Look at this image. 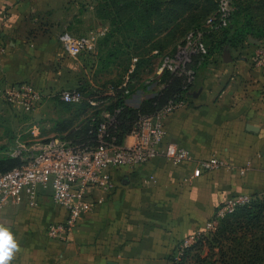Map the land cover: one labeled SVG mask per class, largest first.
Returning a JSON list of instances; mask_svg holds the SVG:
<instances>
[{
  "label": "crops",
  "instance_id": "obj_1",
  "mask_svg": "<svg viewBox=\"0 0 264 264\" xmlns=\"http://www.w3.org/2000/svg\"><path fill=\"white\" fill-rule=\"evenodd\" d=\"M64 3L0 0V90L29 79L43 89L55 68L62 71L55 66L65 54L57 36L67 30L71 14ZM251 54L245 48L211 52L184 102L165 117L164 141L188 148L192 160L173 163L160 154L115 169L116 189L97 190L102 200L67 237L46 234L49 222L66 216L50 186L39 187L33 207L22 196L0 208V223L19 245L10 264H168L182 239L203 229L222 201L264 192V86ZM141 99L131 92L126 103L137 106ZM8 118L1 113L0 120ZM133 141L132 134L124 138L126 144ZM212 153L224 164L190 177L195 160Z\"/></svg>",
  "mask_w": 264,
  "mask_h": 264
},
{
  "label": "built area",
  "instance_id": "obj_2",
  "mask_svg": "<svg viewBox=\"0 0 264 264\" xmlns=\"http://www.w3.org/2000/svg\"><path fill=\"white\" fill-rule=\"evenodd\" d=\"M233 10V0H218L216 9L211 12L200 27L189 30L171 52L162 54L155 73L160 76L163 70H170L184 77L183 88L193 84L200 65L206 60L208 47L204 39L207 31L226 26ZM63 51L77 61L79 55L94 48L96 37L93 33L76 35L63 30L58 35ZM253 65L259 73V81L264 86V44L257 46L251 54ZM78 62V61H77ZM74 63V65L77 64ZM132 71V68L129 69ZM150 79H146L145 83ZM137 78L130 74L116 85L104 91L97 89L90 96L77 87L59 90L61 100L78 103L86 99L91 106H101L99 98L103 93L130 94L137 84ZM42 87L31 80L8 82L0 90V97L8 104L30 110L42 101ZM184 102V97L169 98L152 112L139 113L129 132L134 141L126 144L118 141L113 127L119 108L113 111L103 108L101 119L95 128V142L75 143L64 135H53L42 140L19 141L6 152L19 156L22 162L0 172V208L9 202H19L26 197L27 205H37L39 187H51L53 200L66 210L61 221L49 222L45 231L51 238H65L75 227L82 214L90 211L97 202V190L112 192L117 187L113 171L121 167H133L146 163L157 155H164L173 163L193 159L191 151L174 142H165V117ZM224 160L212 153L195 160L190 177L218 169ZM251 194L240 193L222 201L213 215L205 221L203 229L186 235L177 245L168 264H186L182 253L200 234L214 230L218 221L238 204L249 201Z\"/></svg>",
  "mask_w": 264,
  "mask_h": 264
},
{
  "label": "rangeland",
  "instance_id": "obj_3",
  "mask_svg": "<svg viewBox=\"0 0 264 264\" xmlns=\"http://www.w3.org/2000/svg\"><path fill=\"white\" fill-rule=\"evenodd\" d=\"M64 1L63 6L71 14L65 18L67 23L63 28L76 35L93 33L96 37L94 48L80 54L78 62L66 56L65 52L62 60H55V66L61 67L62 71L56 72L55 68V74L46 79L43 99L35 108L25 110L14 107L0 97V115L5 111L11 118L0 120V155L17 140L31 142L46 139L62 134L78 123L80 118L71 119L73 108L71 110L69 105H64L59 97L62 88L90 85L91 90H105L122 81L132 68L136 70L138 82L132 93L142 96V99L156 94L162 87V79L155 73L159 59L162 54L171 51L183 35L153 32L156 18L146 16L137 8V4L132 2L136 0ZM236 1L235 27L228 30L231 34L227 31L229 39L227 37V45L223 46L227 50L245 48L252 52L264 44V6L260 0ZM210 48V53L217 50L211 43ZM148 78L150 80L145 83ZM75 133L80 131H72L70 137ZM197 249L202 256L207 254L210 264H220L216 250L215 254H211L214 249L208 250L206 245Z\"/></svg>",
  "mask_w": 264,
  "mask_h": 264
},
{
  "label": "trees",
  "instance_id": "obj_4",
  "mask_svg": "<svg viewBox=\"0 0 264 264\" xmlns=\"http://www.w3.org/2000/svg\"><path fill=\"white\" fill-rule=\"evenodd\" d=\"M132 2L136 3L137 8H140L146 16L156 18L153 32L183 34L182 37L189 30L200 27L205 18L217 7L215 0H136ZM260 2L264 6V0ZM237 4V1L233 0V10L226 26L205 32L204 39L208 47L206 60L211 51L210 43L216 47L213 49H221L227 45L228 34H231L228 30L235 27L234 16ZM182 37L174 44L171 51L175 49ZM130 76L136 78V70H132ZM159 77L162 79L160 90L156 94L143 98L137 106L127 104L128 94H122L120 90L113 94H101L99 98L104 101L101 106H91L86 99L78 103L62 100L64 105L67 107L69 105L71 110L73 108L71 119H80L76 125L65 129L59 135H64L75 143L95 142V128L101 119V110L105 108L113 111L118 107L113 129L117 140L122 142L129 134L139 113L155 111L169 98L185 97L188 88L192 85H189L187 89L183 88L184 77L170 70H163ZM77 88L81 89L86 96L94 94L97 90H91L90 85H80ZM101 91L104 90L101 89ZM74 130H79L80 133H75L70 137L69 134ZM8 149L9 146L2 150V155H0V172L22 162L19 156L8 154L6 152ZM200 245H206L208 250L214 249L211 254L217 251L220 264L227 262L230 264H264V192L251 194L249 201L236 205L232 211L221 217L214 230L200 234L193 243L186 246L182 253L183 262L210 264L206 257L207 254L202 256L198 253L197 248Z\"/></svg>",
  "mask_w": 264,
  "mask_h": 264
},
{
  "label": "clouds",
  "instance_id": "obj_5",
  "mask_svg": "<svg viewBox=\"0 0 264 264\" xmlns=\"http://www.w3.org/2000/svg\"><path fill=\"white\" fill-rule=\"evenodd\" d=\"M19 245L12 231L4 223H0V264H10Z\"/></svg>",
  "mask_w": 264,
  "mask_h": 264
},
{
  "label": "water",
  "instance_id": "obj_6",
  "mask_svg": "<svg viewBox=\"0 0 264 264\" xmlns=\"http://www.w3.org/2000/svg\"><path fill=\"white\" fill-rule=\"evenodd\" d=\"M263 159H264V155H263Z\"/></svg>",
  "mask_w": 264,
  "mask_h": 264
}]
</instances>
